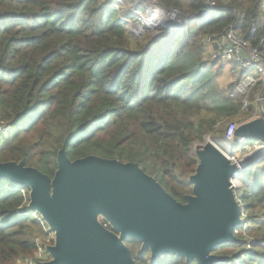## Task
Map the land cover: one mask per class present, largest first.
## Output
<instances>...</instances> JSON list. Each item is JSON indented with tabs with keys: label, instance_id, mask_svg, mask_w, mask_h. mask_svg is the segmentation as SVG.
Segmentation results:
<instances>
[{
	"label": "trees",
	"instance_id": "trees-1",
	"mask_svg": "<svg viewBox=\"0 0 264 264\" xmlns=\"http://www.w3.org/2000/svg\"><path fill=\"white\" fill-rule=\"evenodd\" d=\"M159 1L184 14L206 8L205 0ZM123 11L115 0H0V163L24 162L51 179L62 149L71 161L134 163L185 203L199 163L193 146L256 110L254 94L246 103L236 84L221 85L225 66L206 57L202 39L235 24L264 55L261 0H225L207 18L140 38L125 28ZM239 184L244 222L235 237L243 244L233 247L243 251L235 264H264V158ZM29 192L0 178V264L36 251L42 227ZM125 243L136 264H188L176 255L153 260L136 241Z\"/></svg>",
	"mask_w": 264,
	"mask_h": 264
},
{
	"label": "water",
	"instance_id": "water-1",
	"mask_svg": "<svg viewBox=\"0 0 264 264\" xmlns=\"http://www.w3.org/2000/svg\"><path fill=\"white\" fill-rule=\"evenodd\" d=\"M164 21L156 28H182L172 19ZM126 29L139 38L145 33L138 23ZM235 137L264 148V117L240 125ZM196 157L199 163L189 178L192 193L185 203L138 164L96 156L71 161L64 149L53 179L24 162L0 163V178L29 188V211L55 232V246L48 250L52 260L44 264H136L128 239L153 260L176 255L188 264H220L228 258L215 250L238 241L241 206L230 187L241 173L211 142Z\"/></svg>",
	"mask_w": 264,
	"mask_h": 264
},
{
	"label": "built area",
	"instance_id": "built-area-1",
	"mask_svg": "<svg viewBox=\"0 0 264 264\" xmlns=\"http://www.w3.org/2000/svg\"><path fill=\"white\" fill-rule=\"evenodd\" d=\"M139 1L142 4H151V10L148 11V14L153 20H156L157 18L162 20L172 19L173 23H177V25L183 27L189 25L190 21L197 15L200 16L199 18L209 17L211 12L216 10L225 0H205V10L199 13L190 14H184L178 9L169 10L166 12L160 5L161 3L159 0ZM181 1L185 6H189L192 2V0ZM261 9L263 11L261 19L264 24V0H261ZM136 13H138L137 10ZM181 14L184 16L183 18H181ZM143 20L145 19H143V16H141L140 21L142 23ZM250 35L254 40L256 39L257 29L255 27L252 28ZM202 40L206 57L211 61L221 62L226 68L229 69L230 73L234 74L237 79H240V83L238 86L236 85L235 93L239 96L245 97L246 103L248 102L250 96L254 94V102L256 106H264V55L261 52V44L254 46L252 41L248 39L247 36L237 30V26L235 24L231 25L229 29L222 35L206 36ZM258 111L254 112L253 119L257 118ZM238 127L239 124L235 123L234 121L229 122L227 125L225 130L226 144L224 149L229 155V158L227 159L229 163L231 165H235L238 168V171L243 174L251 166V160L254 156H252V158H250L248 161V158L242 160L238 159L239 157L236 155L234 149L241 143L245 144L246 142V140L235 137V132ZM6 130H8V128ZM202 147L203 146L198 147L196 153ZM255 152H257L261 158H264V148L260 151L256 150ZM196 153L193 154L196 156ZM239 188V180H232L230 189L233 190L235 195ZM34 215L41 223L42 227L41 233L36 235L34 238L36 251L32 256L18 261L17 264H44L52 260L48 250L50 247L55 246V232L48 227V225L38 214L34 213ZM243 222L244 221L242 220L241 225Z\"/></svg>",
	"mask_w": 264,
	"mask_h": 264
},
{
	"label": "rangeland",
	"instance_id": "rangeland-1",
	"mask_svg": "<svg viewBox=\"0 0 264 264\" xmlns=\"http://www.w3.org/2000/svg\"><path fill=\"white\" fill-rule=\"evenodd\" d=\"M116 4H124L123 0H115ZM128 5V4H127ZM151 4H148V3H145L144 5L142 4L138 9V13H136V11L134 10V7H133V2L130 1V5L126 6V10L128 11L129 15H130V19H128L129 17L127 16L128 13L127 11L124 9L123 11V17L122 18V23L124 24L125 28L126 27H130V24L131 22L132 23H138L140 24L141 27H145V32H149V33H153V34H159L160 30H163L161 28H156V26L154 25H151V26H148L149 24H153V22H160V21H163L159 18H157L155 21L151 18V16L148 14V11L151 10V7H150ZM124 7V6H122ZM141 7H145L143 9H141ZM117 8V7H116ZM133 8V9H132ZM143 16V24L141 21H140V17ZM131 17H133V21L131 20ZM151 21V22H149ZM144 34V33H143ZM157 36V35H156ZM220 82H221V85L223 87H227L228 85L230 84H236L238 86V84L240 83V80L237 79V77L230 73L229 69L225 67V71H224V75L220 78ZM256 105V104H255ZM264 106L261 105V106H256V110L255 111H258V116L257 118H263L264 117ZM256 118V119H257ZM253 120V119H252ZM230 122V121H229ZM228 121H225L223 124H221V126H217L216 127V133L214 135H210V136H207L205 137L204 141L201 142V143H196L194 148H193V153H196V150L198 147L200 146H204V144H206L207 142H215V144H213L214 146H216L217 144L219 146H224L226 144V141H225V135H221L220 133H225V130H226V127L227 125L229 124ZM7 129V128H6ZM217 143V144H216ZM255 144V145H254ZM254 144H250V145H246L243 144V145H239L238 147H236L234 149L236 155L239 157L238 159H245V158H248L247 161L252 158V156H254L252 158V162H254L255 160H258V159H261V157L259 156V154L257 152H255L256 150L260 151L263 149L262 147V144H260L259 142H255ZM254 145V146H253ZM225 147V146H224ZM223 147V148H224ZM261 148V149H260ZM255 154V155H254ZM249 169V168H248ZM247 169V170H248ZM246 170V171H247ZM147 174V173H145ZM148 175V174H147ZM150 176V175H149ZM152 177V176H151ZM240 196V194H239ZM241 197V196H240ZM241 207L243 205V202L242 204L240 203ZM237 232L239 230H241L240 227H238L237 229ZM239 238V237H238ZM240 242H242L241 244H243V241L242 239L240 238V240H238ZM246 241H250V239H246ZM238 244V243H237ZM233 246H237L239 247L240 245H236V243L234 244H225L219 248H217L215 250V253H218V254H221L219 255L220 257H224L222 254L223 253H230L229 256H226V258H228L227 261H225L224 263L222 264H235L237 259L239 258V256L241 255V252L243 251L242 250V247L237 248V247H233ZM231 247V248H230ZM233 247V248H232Z\"/></svg>",
	"mask_w": 264,
	"mask_h": 264
},
{
	"label": "crops",
	"instance_id": "crops-1",
	"mask_svg": "<svg viewBox=\"0 0 264 264\" xmlns=\"http://www.w3.org/2000/svg\"><path fill=\"white\" fill-rule=\"evenodd\" d=\"M124 2V4H120L121 6H124V9L126 10V6L125 5H130V1H132L133 2V7H134V10L136 11L141 5H142V3L139 1V0H123ZM161 3V2H160ZM162 4V3H161ZM127 5V6H128ZM144 5V4H143ZM163 5V4H162ZM143 8H145V7H141V9H143ZM133 9V8H132ZM127 13H128V11H127ZM128 16L130 17V15H129V13H128ZM131 20L133 21L134 19H133V17H131Z\"/></svg>",
	"mask_w": 264,
	"mask_h": 264
},
{
	"label": "bare ground",
	"instance_id": "bare-ground-1",
	"mask_svg": "<svg viewBox=\"0 0 264 264\" xmlns=\"http://www.w3.org/2000/svg\"><path fill=\"white\" fill-rule=\"evenodd\" d=\"M162 20V19H161ZM155 21V20H154ZM163 22H165L164 20L163 21H160V22H153V24H149L148 26H151V25H160V24H162ZM213 144H215V142H212ZM217 144V143H216ZM240 145H243V143H241ZM225 146V145H224ZM223 146V147H224ZM216 147L218 148V149H220L223 153H222V156L225 158V159H228L229 158V155H228V153H227V151L224 149V148H222L221 146H219L218 144L216 145ZM255 155V154H254Z\"/></svg>",
	"mask_w": 264,
	"mask_h": 264
},
{
	"label": "flooded vegetation",
	"instance_id": "flooded-vegetation-1",
	"mask_svg": "<svg viewBox=\"0 0 264 264\" xmlns=\"http://www.w3.org/2000/svg\"><path fill=\"white\" fill-rule=\"evenodd\" d=\"M126 244V243H125ZM127 246V245H126ZM128 247V246H127ZM130 250V249H129Z\"/></svg>",
	"mask_w": 264,
	"mask_h": 264
}]
</instances>
